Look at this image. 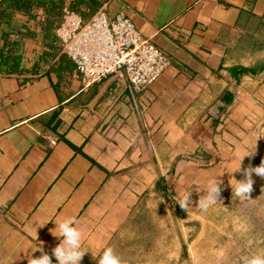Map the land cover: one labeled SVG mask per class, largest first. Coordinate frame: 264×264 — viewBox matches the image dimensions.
<instances>
[{"label":"crops","instance_id":"crops-1","mask_svg":"<svg viewBox=\"0 0 264 264\" xmlns=\"http://www.w3.org/2000/svg\"><path fill=\"white\" fill-rule=\"evenodd\" d=\"M65 8L85 21L124 13L169 64L146 90L115 75L85 87L59 39L56 52L43 35L45 10L15 14L25 70L0 73V264H28L40 244L55 264L59 239L54 221L37 226L45 220L75 218L95 252L141 196L159 192L182 211L177 199L193 189V206L264 133V0H65ZM262 159L264 135L241 168ZM217 178L221 192L231 191L228 180L235 186L227 172ZM252 178L254 191L262 179ZM80 264L96 260L86 252Z\"/></svg>","mask_w":264,"mask_h":264},{"label":"rangeland","instance_id":"rangeland-1","mask_svg":"<svg viewBox=\"0 0 264 264\" xmlns=\"http://www.w3.org/2000/svg\"><path fill=\"white\" fill-rule=\"evenodd\" d=\"M171 204L159 192L141 196L105 246L122 264H244L264 255V179L249 198L221 192L206 211L195 204L176 215Z\"/></svg>","mask_w":264,"mask_h":264},{"label":"built area","instance_id":"built-area-1","mask_svg":"<svg viewBox=\"0 0 264 264\" xmlns=\"http://www.w3.org/2000/svg\"><path fill=\"white\" fill-rule=\"evenodd\" d=\"M63 11L55 32L85 87L115 75L128 79L135 90H146L168 66V57L124 13L110 20L100 11L85 21L70 8Z\"/></svg>","mask_w":264,"mask_h":264},{"label":"clouds","instance_id":"clouds-1","mask_svg":"<svg viewBox=\"0 0 264 264\" xmlns=\"http://www.w3.org/2000/svg\"><path fill=\"white\" fill-rule=\"evenodd\" d=\"M262 135H264V133L259 134L256 137L255 143L250 146V153L249 151H244L239 154L238 166L232 168L231 171H223L227 172L228 176H231L232 180L235 182V186L233 187V183L228 180V183L231 186V193L236 198H249L254 182L252 178L253 174L261 179H264V159H262L260 164L255 167L249 164L248 166L241 168L243 158L246 156L252 157L254 155L257 138ZM234 172H241L243 178L240 180L233 178L232 174ZM220 174L215 176L204 186L205 195L203 198L199 196L196 205L201 211H206L211 204L220 200V192L223 186L222 181L217 178ZM192 190L185 192L177 199L176 202V204H178L181 209L186 210V212L192 204L190 198ZM48 221H54L55 227L50 229V232L54 237L59 239V243L51 251V256L55 258V264H80L82 257L86 252L91 253V257L96 260V264H122L121 258L111 247H104L102 250H97L95 252L91 249L85 248L83 244L84 238L82 232L75 227V224L77 223L75 218L67 217L59 221L55 219L45 220L37 226H43ZM35 250H39L41 252L39 257H32L31 252ZM26 256L28 257V264H53V260L50 258L49 253L42 249L41 244L38 247L30 249V260L29 256ZM244 264H264V255H255L247 258L244 260Z\"/></svg>","mask_w":264,"mask_h":264},{"label":"trees","instance_id":"trees-1","mask_svg":"<svg viewBox=\"0 0 264 264\" xmlns=\"http://www.w3.org/2000/svg\"><path fill=\"white\" fill-rule=\"evenodd\" d=\"M65 0H3L0 2V73H21L23 67L22 44L12 37L18 32L15 14L28 13L34 8L42 7L46 18L42 22V30L45 38L53 50L59 52L61 46L54 30L62 21ZM34 18L33 14H30ZM66 56L65 53H62ZM174 213L180 215V210L171 205Z\"/></svg>","mask_w":264,"mask_h":264}]
</instances>
